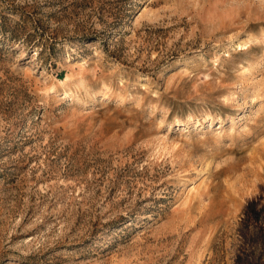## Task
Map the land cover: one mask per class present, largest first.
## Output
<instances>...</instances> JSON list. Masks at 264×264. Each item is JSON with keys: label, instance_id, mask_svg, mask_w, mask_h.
<instances>
[{"label": "rangeland", "instance_id": "374dc122", "mask_svg": "<svg viewBox=\"0 0 264 264\" xmlns=\"http://www.w3.org/2000/svg\"><path fill=\"white\" fill-rule=\"evenodd\" d=\"M263 152L264 0H0V264H264Z\"/></svg>", "mask_w": 264, "mask_h": 264}, {"label": "bare ground", "instance_id": "6f19581e", "mask_svg": "<svg viewBox=\"0 0 264 264\" xmlns=\"http://www.w3.org/2000/svg\"><path fill=\"white\" fill-rule=\"evenodd\" d=\"M251 43V40H250V38H248V39H243L242 41H241V43H240V47H239V49H243L242 47H248V45ZM243 69L244 70H242L241 72H240V74H243L244 73V71H245V67H243ZM78 78V77H77ZM80 78V77H79ZM67 80V78H65L64 79V81H66ZM255 153H256V150L254 151ZM264 153V152H263ZM258 154H259V152H258ZM253 156V155H252ZM254 156H255V154H254ZM183 157H184V155H183ZM190 157V156H189ZM257 157V156H256ZM260 157V156H259ZM262 157H264L263 155H262ZM251 158V157H250ZM256 159V158H255ZM261 159H264V158H261ZM258 160V159H257ZM182 161H183V159H182ZM202 161V160H201ZM254 161H256V160H254ZM261 161V160H260ZM197 162H199L198 160H197ZM262 162V161H261ZM258 163H260V162H258ZM201 164V163H200ZM204 165H206V163H203ZM263 164H264V162H263ZM195 165V164H194ZM198 165H199V163H198ZM264 166V165H263ZM201 167H202V165H201ZM209 167H210V165H209ZM191 168V167H190ZM204 168V167H203ZM263 168V167H262ZM204 170V169H203ZM208 170V169H207ZM254 172H255V170H254ZM259 173H260V171H259ZM255 174V173H254ZM255 175H257V171H256V174ZM260 175L262 176V174L260 173ZM243 177V176H242ZM258 177V176H257ZM259 178V177H258ZM237 180V179H236ZM239 180V179H238ZM230 183V182H229ZM238 183H240V182H238ZM231 184H232V182H231ZM211 185V184H210ZM230 185V184H229ZM234 188V187H233ZM211 190V189H210ZM210 196V195H209ZM213 198V197H212Z\"/></svg>", "mask_w": 264, "mask_h": 264}]
</instances>
